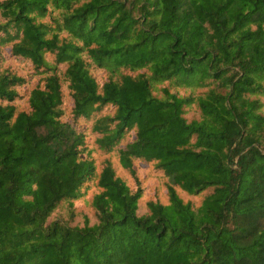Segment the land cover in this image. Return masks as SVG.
Returning a JSON list of instances; mask_svg holds the SVG:
<instances>
[{
    "label": "trees",
    "instance_id": "trees-1",
    "mask_svg": "<svg viewBox=\"0 0 264 264\" xmlns=\"http://www.w3.org/2000/svg\"><path fill=\"white\" fill-rule=\"evenodd\" d=\"M0 264H264V0H0Z\"/></svg>",
    "mask_w": 264,
    "mask_h": 264
},
{
    "label": "rangeland",
    "instance_id": "rangeland-1",
    "mask_svg": "<svg viewBox=\"0 0 264 264\" xmlns=\"http://www.w3.org/2000/svg\"><path fill=\"white\" fill-rule=\"evenodd\" d=\"M39 82L38 76H34L29 80V87H33L35 84ZM99 190V187L95 185L89 187L86 191V194L84 198L80 201V204L83 208V212H85L88 216L90 221H94L96 219L95 215L92 213L90 208V201L92 199V196L95 192ZM141 209H144V206L141 207Z\"/></svg>",
    "mask_w": 264,
    "mask_h": 264
}]
</instances>
